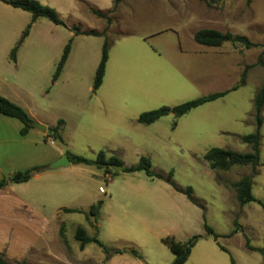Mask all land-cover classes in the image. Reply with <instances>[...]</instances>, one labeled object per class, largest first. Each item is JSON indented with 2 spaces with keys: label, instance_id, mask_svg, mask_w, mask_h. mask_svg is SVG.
I'll return each mask as SVG.
<instances>
[{
  "label": "rangeland",
  "instance_id": "374dc122",
  "mask_svg": "<svg viewBox=\"0 0 264 264\" xmlns=\"http://www.w3.org/2000/svg\"><path fill=\"white\" fill-rule=\"evenodd\" d=\"M112 5L113 0H96L95 9L105 12ZM84 9L68 18V22L73 20L81 28H105L103 19L87 7ZM110 16L109 59L100 91L112 97L110 107L131 120L163 106L174 107L202 96L233 90L240 85L238 71L254 66L246 70L252 73L249 77L253 80L249 78L246 82L245 77L244 85L238 90L178 120L169 114L161 118L156 127L162 140L159 144L164 145L162 149L168 142L173 153L154 158L152 169L166 175L172 171V182L182 189L191 187L198 205L193 204L203 212L213 209V216L208 223L206 218L203 222L195 219L192 224L185 220L186 224L181 226L174 220L178 208L163 193L154 200L148 193H139L137 200L134 193L122 198L120 188L115 189L118 182L110 185L103 178V171L93 166L45 168L26 183L11 184L0 190V257L10 264H171L174 255L163 240L171 237L178 242L176 237L183 234L182 229L188 228L192 236L201 239L185 264H231L230 258L235 264H261L264 206L254 204L256 209H249V216L251 212L256 214L260 225L246 228L244 237L263 249L260 253L249 252L242 247L243 236L238 232L233 234L234 221L237 224L242 214L241 207H237L233 220L228 222L220 217V199H213L208 192L216 182L233 190L230 185L247 177L251 166L213 171L203 156L211 148L251 151L241 137L256 130L253 100L264 85V0H123ZM1 20H5L2 15ZM43 23L47 20H40L38 26ZM201 29L244 36L257 46L247 49L242 44L228 42L217 50L207 48V54L202 55L205 47L193 40L194 33ZM40 52L44 57L50 54L48 50ZM258 59L262 65L257 64ZM82 74L63 76L56 84L51 80L45 100L38 101L42 106L40 110L54 103L56 96L68 97L71 91L87 92L92 87L93 75L87 71ZM261 117L260 166L252 178V194L264 202V107ZM5 120L7 118L0 115V126ZM11 121L21 125L16 120ZM171 139L175 143L172 144ZM51 149L48 142L34 145L13 129L2 126L0 162L14 158L16 165L11 171H2L0 179H8L29 166H43ZM75 154L96 158V153L81 145ZM23 155L29 156L22 158ZM112 171L111 168L109 173ZM145 180L147 187L156 183L150 178ZM111 191L115 196L109 200ZM98 201L104 206L95 224L93 217L86 215ZM64 209L83 213H65ZM184 212L188 215V210ZM203 223L222 236L228 252H221L211 237L203 239L207 235ZM78 226L83 227L89 237H97L107 252L94 243L81 249L74 240Z\"/></svg>",
  "mask_w": 264,
  "mask_h": 264
},
{
  "label": "crops",
  "instance_id": "0c3cea01",
  "mask_svg": "<svg viewBox=\"0 0 264 264\" xmlns=\"http://www.w3.org/2000/svg\"><path fill=\"white\" fill-rule=\"evenodd\" d=\"M37 1H39L42 5L53 8L57 12L60 19L65 23L66 27L55 25L47 19V23H43V25L38 26L39 21L44 18L36 20L34 23H32L28 36L23 40V42L16 50L14 55L15 59L12 60L10 58L11 51L18 43L27 25L31 22V15L25 11H22L21 9L14 8L0 0V15H2L5 19L0 21V97H3L10 102L18 105L29 115L32 121L45 125L47 126V128L54 126L59 120L63 121V127L60 132V136L62 139V143L67 146V150L63 151L59 145V142H55L54 140H52V138H46V133H42L34 128L28 129L27 133L24 136H20V130L23 128V125L18 120L13 118L3 116L7 118V120L2 122L0 128H2V126L11 128L20 137L26 138L27 141H31L34 145H40L41 142H48L50 144V147L52 148V151L45 157V159L43 160V164H41L48 170H55L49 169L48 166L57 161L61 156H66V152L77 155L75 154V152L79 145L90 149L91 151L96 153V155L100 151L104 152L106 159L115 157L122 162V168L135 166L141 158L149 159L152 166L154 158L167 154L172 155L173 151L170 149L171 147L169 148L168 142L164 143L166 145L164 149H162L163 143L159 144V141L162 140L159 131L157 130L158 128L156 127L158 126V122L161 120V118L149 125L140 124L137 122L138 117L131 120L128 117H123V114L110 107V101L113 100L112 97L109 94L100 91V88L103 85L105 79L104 77L107 70L106 68L102 83L97 90L92 91V87H89L87 92L71 91L67 95L71 99L62 95L59 98L56 96L54 98L55 101L53 100L54 103L46 104L45 108L40 110L42 106L38 105V101L42 99L45 100L44 97L48 85L50 84V81L53 78L52 76L55 73L54 70H56V66L61 58L63 49L69 41H71L70 52L57 80L67 75H83V71H87V73L93 75L94 78L96 69L100 62L102 45L105 38L109 43V39L107 36L109 28L105 35H76L71 30V27L73 26L79 27L82 32H95L100 34L105 28H81V26L76 25L73 20L72 22H68L67 19L71 18V16L75 13L83 12V10H85L84 8L86 7L89 11L90 9H93L102 13L109 12L112 7L105 12L95 9L96 0ZM81 2L84 3L85 6L81 5ZM122 2L118 5L114 12H116L120 8ZM24 12L27 13L29 17H27ZM109 17H111L110 14ZM226 43L228 42L223 43L221 46ZM220 47H205L202 48V51L204 52L201 53L202 55H206V51L209 50L207 48H216L217 50ZM41 50H48L50 54H46V56L44 57V53L40 52ZM253 67L254 66H252L250 69H252ZM237 74L238 76L240 75V79L242 71H238ZM250 74L252 73L246 72V82L249 81V78L250 80H253V78H251L253 75L251 76ZM249 75L251 77H249ZM57 80L51 83L56 84ZM240 87L241 86L234 88L233 90L231 89L225 91H227V94H229L232 91L238 90ZM209 103L211 102L205 103L204 105ZM186 114H184L183 116H185ZM183 116L179 118H175L174 116L173 117L175 118V120H178ZM11 119L18 121L21 125L14 121H11ZM114 129L116 130V132L114 131ZM169 141H172V144L175 143V141L172 139ZM26 156L23 155L22 158H28ZM14 160V158H9L0 162V175L2 171H6V169L11 171L10 169H13L15 167L16 164ZM75 165L76 164L70 163V165L67 167H73ZM29 168L32 167L29 166ZM152 171L154 173H161L164 176L166 175L161 171L155 172V170L153 169ZM103 174V178L107 180L110 185L118 182V185L115 187V189L117 187L118 189L120 188V191L122 192V198L125 194L127 196L129 193H134L137 200L139 193L140 195L143 193H148L149 197L154 200L157 199L159 194H165L167 197L172 199L174 205L178 208L175 209L177 211L174 213L176 215L174 220L181 226H184V224H186L185 220H189V223L192 224L194 223L195 219L203 222V220L206 218L208 223L210 217L213 216V209H206L203 212L200 208L189 201L184 194L175 191L168 183L163 180L151 179L156 180V183L154 186L147 187V181L145 180V178L148 177H146V175L142 171L134 173H124L121 170L117 171V174L104 172ZM144 175L145 177H143ZM131 190L133 192H130ZM208 192L210 193V196L214 197L213 199H217V201L218 198L220 199V201H218V204L222 206L221 208H219L220 217L226 219V221L228 222H231L234 218V212L238 207L234 189L232 190L230 188H227V186L223 183L216 182ZM114 196L115 193L111 191V194H109V200L113 199ZM253 197L257 201H260L264 206L263 201H261L254 195ZM254 204L260 206L257 202H250L243 205L241 207V217L240 219L236 220L237 225L239 226V230H237L235 233L238 232L243 236L242 247L245 251L249 252H259L255 249L262 248L251 244L244 237L246 228L250 229L251 227H258L260 225V222L257 219L258 216L256 214H253L251 212L249 216V209H251V211L253 209H256L253 207ZM102 206H104V203L102 204ZM184 209L188 210V215L187 212H184L187 210ZM224 212L227 213L225 216L223 214ZM207 223H203V228L204 225H207ZM187 230L182 229L183 234L179 237H176L178 242H185L192 236L188 228ZM212 231L216 235L220 236L213 229ZM210 237L211 236L205 235L203 239H210ZM221 237L222 236H220V238H218L216 241L212 237L211 238L221 250V252H228L225 245H223L224 243ZM190 254H192V252H190ZM231 259L232 258H230V262ZM261 264H264L263 257L261 259Z\"/></svg>",
  "mask_w": 264,
  "mask_h": 264
},
{
  "label": "trees",
  "instance_id": "16d2710c",
  "mask_svg": "<svg viewBox=\"0 0 264 264\" xmlns=\"http://www.w3.org/2000/svg\"><path fill=\"white\" fill-rule=\"evenodd\" d=\"M1 1L14 8L21 9L22 11H25L31 15V22L27 25L18 43L11 51L10 58L12 60L15 59L14 55H15L16 50L18 49L20 44L23 42V40L28 36L31 25L36 20L44 18V19L49 20L55 25L66 27L65 23L60 19L57 12L53 8L46 6V5H42L37 0H1ZM121 2L122 0H113L112 9L107 13H102L100 11L90 9V11L94 15L105 20L106 22V27L101 34L95 33V32H82L81 29L77 26L71 27V30L76 35H79V34L93 35V36L105 35L109 26L112 23V19L111 17H109V14L114 12ZM193 40L196 44L205 46V47H220L225 42L239 43V44H242L247 49L257 46V44L249 42L248 39L244 36H232L230 33H227V32L222 33L216 30H212V29L198 30L197 32L194 33ZM70 48H71V41H69L63 49L61 58L56 66V70L53 75L52 82L56 81L58 76L60 75L64 67V64L67 60L68 54L70 52ZM108 50H109V43L107 39L105 38L103 45H102L100 62L98 64V67L96 69V72L93 78L92 91L97 90L102 83V79L105 73L106 63L108 61ZM257 64L262 65L259 59L257 61ZM250 67L251 66H246L245 69L243 70L241 78H240L239 86L244 85L245 77H246V70L249 69ZM226 94H227V91L213 93L210 95L202 96V97L184 102L174 107L163 106V107H160L152 111L141 113L137 118V122L140 124L149 125L169 114H172L175 118H179L183 116L184 114L190 112L191 110L199 106H202L205 103L212 102ZM263 107H264V85L258 91V93L256 94L253 100V116L256 122V130L255 132L251 134L241 137V141L250 146L251 148L250 152L241 153V152H236V151L227 150V149L211 148L203 156V160L209 164V167L212 170H228L233 166H247V165L251 166V173L247 177H244L241 180L234 182L230 185L235 191L236 201L239 207H242L243 205L250 203V202H257L260 206H263V204L260 201H257L251 193L252 178L254 175H256L257 167L260 166L261 137L259 134V129L263 123V120L261 117V111ZM0 115L16 119L23 125V128L20 130V136H24L27 133L28 129L31 128L29 126V123L32 121V119L29 117V115L21 107H19L18 105L10 102L9 100L3 97H0ZM62 127H63V121L61 120H59L54 126L48 127L47 132H46V138H52V140H54L55 142H59V143L62 142V139L60 136ZM65 154L69 162L72 164L95 166L97 169L102 170L104 173H109V170H111V165H117V166L123 165L122 162L116 159L115 157L106 159L105 153L102 151L98 152L94 160H89L82 156L74 155L69 152H66ZM44 169H45L44 166H35L32 168L26 169L24 171L15 172L8 179L1 178L0 179V190L6 188L7 186L11 184L26 183L32 178V176H34L37 173H40ZM140 171H142L146 175V177L150 179L164 180L175 191L184 194L189 201L198 205L196 200L193 197V191L191 187H186L185 189H182L178 187L174 182H172V177H173L172 171H170L166 176L162 175L161 173H154L152 171L151 163L149 159L147 158H141L135 166L122 168V172L124 173H134V172H140ZM112 172L117 173V171H115L114 169ZM101 207H102V201H98L96 204L90 207V210L88 214L86 215V217L91 215L94 219V223L96 224V220H97ZM64 212L65 213H83L82 211L77 210V209H64ZM234 227L235 229L233 231V234L238 229V225L235 223V221H234ZM204 229L206 231V234L208 236H211L215 241L218 238H220V236L216 235L212 231V229L208 227L207 225H204ZM59 235L63 238V233L61 230L59 232ZM200 239H201L200 236H192L186 242H177L171 237L165 238L163 240V243L169 248V250L174 255V258L171 264H184L187 261L192 248L196 245V243ZM74 240L79 243V246L81 249H83L87 244L94 243L98 245V247L102 248L105 252H107L105 249V246L97 239V237H89L85 229L81 226L76 227L75 233H74ZM263 249H255V250L263 252ZM131 253L134 256H137L136 252L131 251ZM263 260H264V256H263ZM0 264H10V263H7L0 257ZM13 264H26V263L20 262V263H13ZM231 264H234V261L232 259H231Z\"/></svg>",
  "mask_w": 264,
  "mask_h": 264
},
{
  "label": "water",
  "instance_id": "95a60500",
  "mask_svg": "<svg viewBox=\"0 0 264 264\" xmlns=\"http://www.w3.org/2000/svg\"><path fill=\"white\" fill-rule=\"evenodd\" d=\"M29 126L31 128L36 129V130H39L42 133H46V131H47V126L39 124V123L34 122V121H31L29 123ZM59 145H60V147H61V149L63 151L67 150V146L64 145L62 142H60ZM69 165H70V163H69L68 158L65 155H63L57 161H55L54 163L50 164L48 166V168L49 169H56V168H61V167H67ZM111 168L116 170V171H121L122 170V166H117V165H111ZM117 253H119V251H117Z\"/></svg>",
  "mask_w": 264,
  "mask_h": 264
},
{
  "label": "built area",
  "instance_id": "2783aa9c",
  "mask_svg": "<svg viewBox=\"0 0 264 264\" xmlns=\"http://www.w3.org/2000/svg\"><path fill=\"white\" fill-rule=\"evenodd\" d=\"M51 142H52V140H51Z\"/></svg>",
  "mask_w": 264,
  "mask_h": 264
}]
</instances>
